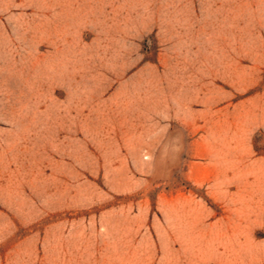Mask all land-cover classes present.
<instances>
[{
  "label": "rangeland",
  "instance_id": "rangeland-1",
  "mask_svg": "<svg viewBox=\"0 0 264 264\" xmlns=\"http://www.w3.org/2000/svg\"><path fill=\"white\" fill-rule=\"evenodd\" d=\"M0 264H264V0H0Z\"/></svg>",
  "mask_w": 264,
  "mask_h": 264
}]
</instances>
